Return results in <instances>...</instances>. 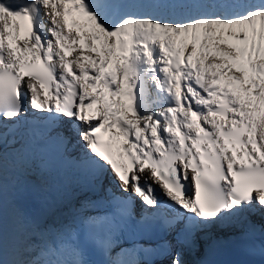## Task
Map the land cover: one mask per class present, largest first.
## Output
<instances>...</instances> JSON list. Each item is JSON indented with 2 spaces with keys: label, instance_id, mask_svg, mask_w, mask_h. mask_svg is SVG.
Instances as JSON below:
<instances>
[{
  "label": "snow or ice",
  "instance_id": "obj_1",
  "mask_svg": "<svg viewBox=\"0 0 264 264\" xmlns=\"http://www.w3.org/2000/svg\"><path fill=\"white\" fill-rule=\"evenodd\" d=\"M37 117L70 125L61 142L98 176L111 172L115 215L133 218L139 200L146 226H182L189 245L233 221L264 258L254 242L264 237V0H0V129ZM28 195L46 202L18 181L10 205L0 169V264H42L36 256L66 248L59 264H92L89 242L111 213L17 258L21 241L48 231L22 208ZM172 264H186L181 252Z\"/></svg>",
  "mask_w": 264,
  "mask_h": 264
},
{
  "label": "bare ground",
  "instance_id": "obj_2",
  "mask_svg": "<svg viewBox=\"0 0 264 264\" xmlns=\"http://www.w3.org/2000/svg\"><path fill=\"white\" fill-rule=\"evenodd\" d=\"M145 11H148V9H145ZM60 129L65 131L63 127ZM66 129L68 133L72 135V132L70 130V125H67ZM75 149H77V147ZM9 166H13V164ZM17 180L19 179L17 178L16 180H14L11 186L8 187L10 205L12 204L14 199V192H15L14 184L17 182ZM62 181H63L62 184H57V185H49L48 183L44 182V184H46L47 186V189L43 191L46 197V202L43 206L38 205L35 207H31L27 204L28 200L25 198L21 201V206L26 212L29 213L39 212L41 220L43 224L48 228V231H36L33 234L37 237H41L43 240L46 238V234L47 235L49 234L51 236L54 235L52 236V238L58 240L60 238L59 236L56 235L58 230L63 229L65 227H70L71 229L76 228L84 218L88 217V215L92 213L90 207L92 206L93 201L95 202L99 201L97 193L95 194L88 193L87 186L79 178L77 177L63 178ZM72 184H76L77 188L73 189ZM48 190H50V192L56 191L58 193V205H55L56 201L51 199L50 195L48 194ZM256 219L258 220V217H256ZM232 222L233 221H231V223ZM231 223H229L227 226L228 230L231 229L232 226ZM66 236H67L66 233L63 234V240L66 238ZM7 244H8V234L6 227V235H5L6 252H7ZM29 245L30 247L26 242L21 241L19 246V254L17 257L18 259L21 260L26 259L28 262L32 261L30 258L27 259V255L22 254L23 253L22 247L30 248V249H32L33 247H37L33 242L32 243L30 242ZM173 246L176 249L173 255H175L176 252H181V247L179 245L174 244ZM31 252H33V250H31ZM173 258L172 257L165 258L163 262L159 264H172ZM183 259L186 261V264H191V263H187V260L184 257V255H183ZM36 260H39L37 256H36Z\"/></svg>",
  "mask_w": 264,
  "mask_h": 264
},
{
  "label": "rangeland",
  "instance_id": "obj_3",
  "mask_svg": "<svg viewBox=\"0 0 264 264\" xmlns=\"http://www.w3.org/2000/svg\"><path fill=\"white\" fill-rule=\"evenodd\" d=\"M83 197H85V196H83ZM49 235V234H48ZM51 236V235H50ZM52 237V236H51ZM34 243L35 245H37L38 246V244H39V242H40V237H37V236H35L34 234H30V238H29V241H28V243ZM43 242V241H42ZM44 246V245H43ZM178 248H180V247H178ZM177 248V249H178ZM172 258H173V254H172Z\"/></svg>",
  "mask_w": 264,
  "mask_h": 264
}]
</instances>
